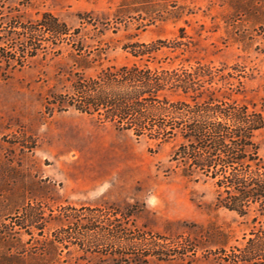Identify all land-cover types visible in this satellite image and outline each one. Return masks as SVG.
<instances>
[{
    "label": "rangeland",
    "instance_id": "1",
    "mask_svg": "<svg viewBox=\"0 0 264 264\" xmlns=\"http://www.w3.org/2000/svg\"><path fill=\"white\" fill-rule=\"evenodd\" d=\"M42 12L80 28L71 43L91 53L82 70L65 43L0 66V264H234L222 253L245 243L249 219L217 207L209 180L182 176L172 143L46 103L68 75L129 64L125 45L163 40L177 47L162 65L224 67L242 83L233 97L264 117V0H0V23ZM253 140L264 157V127Z\"/></svg>",
    "mask_w": 264,
    "mask_h": 264
},
{
    "label": "trees",
    "instance_id": "2",
    "mask_svg": "<svg viewBox=\"0 0 264 264\" xmlns=\"http://www.w3.org/2000/svg\"><path fill=\"white\" fill-rule=\"evenodd\" d=\"M79 33L80 28L48 12L31 20L9 16L0 23V66L20 68L39 51L65 43L76 52V66L82 70L91 52L71 43ZM176 47L163 40L125 45L131 63L100 67L92 76L68 75V87L46 104L94 116L156 145L172 143L170 161L182 176L209 180L217 207L249 219L245 243L228 254L223 251L221 258L264 264V157L253 140L264 117L254 105L233 97L242 83L224 67L200 61L162 65L159 53ZM24 215L23 222L37 219L31 209Z\"/></svg>",
    "mask_w": 264,
    "mask_h": 264
},
{
    "label": "clouds",
    "instance_id": "3",
    "mask_svg": "<svg viewBox=\"0 0 264 264\" xmlns=\"http://www.w3.org/2000/svg\"><path fill=\"white\" fill-rule=\"evenodd\" d=\"M157 203H159V201H158L155 197L151 198L150 200H148V201L146 202V204H147L149 207H153V206H155Z\"/></svg>",
    "mask_w": 264,
    "mask_h": 264
}]
</instances>
